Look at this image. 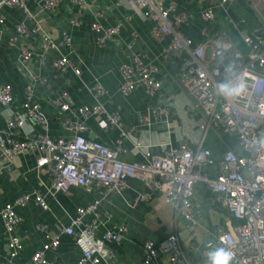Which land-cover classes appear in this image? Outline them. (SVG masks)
<instances>
[{
    "label": "built area",
    "instance_id": "1",
    "mask_svg": "<svg viewBox=\"0 0 264 264\" xmlns=\"http://www.w3.org/2000/svg\"><path fill=\"white\" fill-rule=\"evenodd\" d=\"M59 1L41 0V8L53 10ZM71 1L79 3L85 0ZM232 1L217 0L216 5L227 7ZM261 1L264 13V0ZM5 5L21 7L35 21L32 31L39 35L40 47L37 51L23 49L20 53L23 61L35 58L40 65L50 63L59 73L69 69L75 74L80 73V68L68 55L50 57V51L57 48L58 42L43 28L35 12L28 8L26 0H0V7ZM122 5L150 20L151 34L155 38H168L164 53L179 59L180 80L192 99L189 107L196 108L199 114L196 126L201 134L200 139L192 145L189 140L181 138L177 146L163 140L158 144V154L146 151L144 159L139 161L122 157L126 152L123 140L131 138L129 133L123 134L110 146L87 139L83 135L87 129L83 120H66L63 136L36 137L33 132L35 126L42 122L43 116L41 105L33 98L31 87L27 86L25 98L15 107L11 88L0 83V105L7 112L5 127L8 133L5 138H0V157L12 161L21 153H33L36 168L49 167L51 182L47 189L52 194L70 186H79L87 190L94 189L106 196L122 192L128 187L130 178H137L152 191H159L163 204L171 206L175 215L190 225L198 224L202 218L193 197L195 185L203 183L229 214L224 222L225 228L218 227L214 231L213 244L232 254L229 264H264V30L244 35L242 43L246 49L243 51L226 30H211L208 24L199 29L202 39L197 40L185 34L180 27L189 20L191 14L179 9L173 2L122 0ZM99 15V12L95 13L90 28L95 33V43L104 46L118 33L119 24L104 25L98 19ZM200 16L202 20L210 22L214 12L210 6L204 7ZM25 28V22H19L15 25V32L23 33ZM59 43L70 45V34L63 31ZM125 45L132 49L131 42ZM134 60L133 64L122 63L119 66L122 77L120 91L128 94L140 85L149 99H154L161 86L155 77L159 67L143 61L137 54H134ZM39 80L43 82L46 78L39 77ZM240 84H243V89L239 94L225 95L221 92L222 85L236 87ZM89 89L96 101L90 108L79 107L78 112L85 117L89 113H104V105L98 98L107 89L98 80L91 82ZM66 94L63 91L55 100L63 111L70 109L65 100ZM152 112H155L154 108ZM156 112H162V109L157 107ZM108 118L113 124L118 121L116 114H108ZM208 130L216 132L219 142L225 146L216 158L204 145ZM137 131L136 128L133 130ZM223 135L231 137L236 147L227 145ZM144 147L143 141H135L134 148ZM215 162L216 175L210 176L202 171L203 165ZM151 197L149 193H141L138 198L147 201ZM30 200L43 209L47 208L41 193L34 190L17 196L13 202L5 203L0 209L9 257H15L23 249L16 233L21 222L16 207H24ZM98 203L99 200H94L78 207L76 215L68 226L62 228L61 233L76 236L75 227L85 216H90L84 231L91 237L98 226ZM125 231V226H119L117 231L106 230L102 234L103 244L119 241ZM182 239L183 234L174 231L159 241L145 240L140 264H163L158 262L159 256H166L170 264H208L209 255L192 260L181 245ZM58 245L57 237L44 242L31 255V264H57L48 256V251L56 249ZM209 245L211 243H205L204 247ZM106 248L103 256L89 249L83 250L75 264H110L113 253Z\"/></svg>",
    "mask_w": 264,
    "mask_h": 264
},
{
    "label": "crops",
    "instance_id": "2",
    "mask_svg": "<svg viewBox=\"0 0 264 264\" xmlns=\"http://www.w3.org/2000/svg\"><path fill=\"white\" fill-rule=\"evenodd\" d=\"M170 2L190 12L189 20L180 28L197 40L202 39L199 29L208 24L211 30H226L244 51L246 47L242 37L264 30L261 0H233L227 7L216 5L217 0H165V4ZM26 4L35 12L43 28L58 42L57 48L50 51V57L66 54L80 68L79 74L71 69L59 73L48 62L40 65L35 58L23 61L20 57L23 49L37 51L40 47L39 35L32 31L35 21L21 7H0V16L3 18L0 22V83L11 88L15 107L25 98L27 86L31 87L33 98L40 103L43 116L42 122L35 126L34 136L57 138L65 135L63 124L66 120H83L87 126L83 135L87 139L110 146L123 134L129 133L131 138L123 140L126 152L122 157L139 161L144 159L146 151L158 154V144L163 140L177 146L181 138L189 140L192 145L200 139L201 134L196 126L199 114L196 108L189 107L192 99L180 80L179 59L164 53L168 38H155L151 34V21L143 18L141 13L124 8L122 0H85L79 3L60 0L53 10L42 9L41 0H26ZM208 6L214 12L210 22L202 20L200 16L201 9ZM96 12L101 14L98 19L104 25L119 24L118 33L104 46L95 43V33L90 28ZM19 22H25L23 33L15 32V25ZM63 31L70 34V45L59 43ZM128 42L132 43V49L125 45ZM134 54L159 67L155 77L161 86L154 99H149L140 85L128 94L119 89L122 80L119 66L122 63L133 64ZM39 77H45L46 80L41 82ZM94 80L107 89L98 98L105 112L89 113L85 117L78 112V108H90L96 101L89 89ZM63 91L67 92L65 100L70 105L69 111H63L55 102ZM157 107L162 112H156ZM152 108L155 112H152ZM6 114L0 105V138L8 135ZM108 114H116L118 121L111 123ZM135 128L137 132H133ZM222 137L227 145L236 147L231 137ZM137 140L143 141L145 147L134 148ZM204 145L215 158L225 148L213 130H208ZM202 171L210 176L216 175L217 163L203 165ZM50 182L49 167L36 168L33 153H21L12 161L0 157V209L5 203L13 202L17 196L34 190L41 193L47 204V208L43 209L30 200L24 207H16L21 216L16 233L23 249L15 257L8 256L7 236L0 219V264H31V255L44 242L55 237L59 239V245L48 251V256L57 264H75L85 249L103 256L106 247L113 253L110 264H140L145 240L159 241L174 231L183 234L181 245L190 258L200 260L217 249L213 244L214 231L218 227L225 228L224 222L229 218L221 203L203 183L195 185L193 197L202 218L198 224L190 225L176 216L171 206L163 204L159 191H152L137 178H130L128 187L122 192L106 196L94 189L87 190L79 186H70L52 194L47 189ZM141 193H149L151 200H139ZM94 200H99L98 226L94 234L89 237L84 231L90 216H85L75 227L76 236L61 233L62 228L68 226L76 215V209ZM119 226L126 228L120 240L103 244L102 234L106 230L117 231ZM205 243L211 245L205 248ZM158 262L170 264L166 256H159Z\"/></svg>",
    "mask_w": 264,
    "mask_h": 264
},
{
    "label": "clouds",
    "instance_id": "3",
    "mask_svg": "<svg viewBox=\"0 0 264 264\" xmlns=\"http://www.w3.org/2000/svg\"><path fill=\"white\" fill-rule=\"evenodd\" d=\"M243 89V84L236 87L231 85H222L221 92L225 95L239 94ZM231 253L223 248H217L210 252L208 264H229L231 260Z\"/></svg>",
    "mask_w": 264,
    "mask_h": 264
}]
</instances>
